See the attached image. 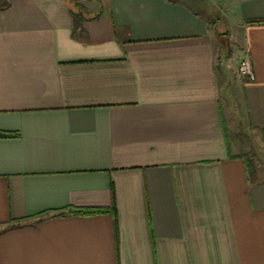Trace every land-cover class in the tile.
Wrapping results in <instances>:
<instances>
[{
    "label": "crops",
    "instance_id": "crops-1",
    "mask_svg": "<svg viewBox=\"0 0 264 264\" xmlns=\"http://www.w3.org/2000/svg\"><path fill=\"white\" fill-rule=\"evenodd\" d=\"M0 132V264H264V0H0Z\"/></svg>",
    "mask_w": 264,
    "mask_h": 264
},
{
    "label": "rangeland",
    "instance_id": "rangeland-1",
    "mask_svg": "<svg viewBox=\"0 0 264 264\" xmlns=\"http://www.w3.org/2000/svg\"><path fill=\"white\" fill-rule=\"evenodd\" d=\"M245 54V51H242L243 56ZM239 75V74H238ZM240 76V75H239ZM238 143L241 145L242 141L239 138H235ZM244 137V144L240 147L242 149H247L245 152H242L243 157H245L247 164L249 168L252 170V172L256 173L257 176L264 180V149H262V146L260 145H252L251 141L253 142V138H250L249 144L247 143L248 140ZM248 144V145H247ZM254 144V143H253Z\"/></svg>",
    "mask_w": 264,
    "mask_h": 264
},
{
    "label": "built area",
    "instance_id": "built-area-1",
    "mask_svg": "<svg viewBox=\"0 0 264 264\" xmlns=\"http://www.w3.org/2000/svg\"><path fill=\"white\" fill-rule=\"evenodd\" d=\"M237 72L240 76L251 79L252 78V70H251V64L250 59L247 53H245L242 58L240 59L238 65H237Z\"/></svg>",
    "mask_w": 264,
    "mask_h": 264
},
{
    "label": "trees",
    "instance_id": "trees-1",
    "mask_svg": "<svg viewBox=\"0 0 264 264\" xmlns=\"http://www.w3.org/2000/svg\"><path fill=\"white\" fill-rule=\"evenodd\" d=\"M73 14L80 20L82 18V13L80 11L77 12H73ZM5 133L0 132V135H4ZM245 158V157H244ZM246 161V159H245ZM250 173H251V178L254 176V172H252V170L250 169ZM107 209L106 208H81L76 210L75 212L78 214H84V215H88V214H93V213H104L106 212Z\"/></svg>",
    "mask_w": 264,
    "mask_h": 264
}]
</instances>
